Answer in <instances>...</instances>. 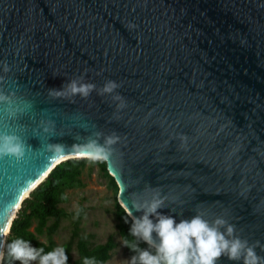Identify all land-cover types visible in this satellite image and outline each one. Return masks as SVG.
<instances>
[{
  "label": "water",
  "instance_id": "obj_1",
  "mask_svg": "<svg viewBox=\"0 0 264 264\" xmlns=\"http://www.w3.org/2000/svg\"><path fill=\"white\" fill-rule=\"evenodd\" d=\"M81 76L116 81L126 107L96 91L49 96ZM0 77L19 108L12 119L0 104V133L29 145L22 161L0 157V231L59 164L82 159H50L46 145L99 131L119 137L105 162L132 220V201L158 192L177 223L220 216L264 246V0H0Z\"/></svg>",
  "mask_w": 264,
  "mask_h": 264
},
{
  "label": "clouds",
  "instance_id": "obj_2",
  "mask_svg": "<svg viewBox=\"0 0 264 264\" xmlns=\"http://www.w3.org/2000/svg\"><path fill=\"white\" fill-rule=\"evenodd\" d=\"M3 71L4 73L10 71L6 63ZM0 79L3 78L0 77ZM119 87L120 84L116 81L108 80L97 89L95 84L85 82L84 77L81 76L72 79L59 89H49L48 94L53 99L73 100L77 96L87 99L93 91H96L100 96L111 95L113 101H119L117 108L122 109L126 107V103L116 93ZM15 103L9 96L0 92V104L7 105L5 110L12 119L19 114V108L13 106ZM118 139L119 137L115 134L105 136L104 133L97 131L87 137L84 142L74 143L70 148L62 143H48L46 151L50 154V159L63 158L65 153L71 152L77 158L86 159L92 163L105 162L111 157L112 146ZM28 147L22 136L15 132L0 133V157L9 156L22 161ZM165 200L166 197L157 192L150 201H132V208L142 211L143 215L132 220L130 234L148 244L149 247H154L155 255L148 250H140L138 245L125 239L124 246L132 251H138V256L131 257L130 264H217L221 257H226L229 261L238 262V264H264V257L258 256L255 251L256 247L264 250V246H261L259 241L249 244L247 240L241 239L235 234V226L223 217L218 216L209 222L197 212L190 219H182L177 223L173 216L163 215L158 211ZM153 216L156 218L155 222L150 219ZM9 232L10 228L3 229L0 231V237L5 240ZM154 232L159 239L158 244L153 241ZM7 255L11 260L19 261L20 264H30L32 261H38V264H68V255L64 247H56L45 253L43 248H34L29 241L22 238H16L7 244ZM4 259L5 254L0 251V264H3ZM84 264H94V261L85 258Z\"/></svg>",
  "mask_w": 264,
  "mask_h": 264
},
{
  "label": "trees",
  "instance_id": "obj_3",
  "mask_svg": "<svg viewBox=\"0 0 264 264\" xmlns=\"http://www.w3.org/2000/svg\"><path fill=\"white\" fill-rule=\"evenodd\" d=\"M90 161L86 159H70L59 164L49 177L26 199L13 222L11 232L7 237L5 259L3 264H19L7 255V244L16 238L30 242L34 248H43L44 252L52 251L58 247L55 236L59 231L63 219L72 218V232L70 239L62 247L68 255V264H84L85 258L94 261V264H107L118 244L113 236L105 243L94 244L93 235L86 234L81 228L86 209L80 207L73 213H68L61 206L69 202L67 192L85 187L82 177ZM92 163V162H90ZM97 165L102 174L109 180V187L118 196V185L108 171L106 162L92 163ZM118 229L123 240L138 245L140 250H148L155 255V248L130 234L132 218L118 205ZM128 221L127 223L125 221ZM37 222L35 231L31 228ZM51 222V224H49ZM39 236H46L47 242H42ZM129 255L138 256V251L126 247ZM77 252V256L74 252Z\"/></svg>",
  "mask_w": 264,
  "mask_h": 264
},
{
  "label": "rangeland",
  "instance_id": "obj_4",
  "mask_svg": "<svg viewBox=\"0 0 264 264\" xmlns=\"http://www.w3.org/2000/svg\"><path fill=\"white\" fill-rule=\"evenodd\" d=\"M82 180L85 187L68 191L69 202L61 207L68 213L76 212L80 207L86 209L81 228L84 233L93 235L92 242L94 244L105 243L110 236L114 237L118 246L107 264H130L131 256L123 244L124 240L118 229L117 212L118 205L121 206V204L118 196H115L114 191L110 189L109 180L102 174L97 165H92L90 162L85 169ZM72 221V218L62 220L55 236L58 247H62L70 239L73 228ZM36 227L37 222H34L31 230L35 231ZM39 239L42 242H47L46 236H39ZM74 255L77 256L76 251ZM30 264H38V261H32Z\"/></svg>",
  "mask_w": 264,
  "mask_h": 264
},
{
  "label": "bare ground",
  "instance_id": "obj_5",
  "mask_svg": "<svg viewBox=\"0 0 264 264\" xmlns=\"http://www.w3.org/2000/svg\"><path fill=\"white\" fill-rule=\"evenodd\" d=\"M29 192H30V191H29ZM29 192H27L25 195H23V196L21 197V199L19 200L17 206L15 207V210H14V212H13V214H12V217L15 215L16 211L18 210L19 206L21 205V201H23V199H25V198L28 196ZM7 229H9V228L7 227Z\"/></svg>",
  "mask_w": 264,
  "mask_h": 264
}]
</instances>
